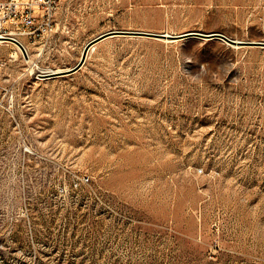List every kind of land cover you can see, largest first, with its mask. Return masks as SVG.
<instances>
[{
    "label": "rangeland",
    "instance_id": "obj_1",
    "mask_svg": "<svg viewBox=\"0 0 264 264\" xmlns=\"http://www.w3.org/2000/svg\"><path fill=\"white\" fill-rule=\"evenodd\" d=\"M58 18L30 54L0 43V264H264V46L121 33L42 76L113 30L264 42V0Z\"/></svg>",
    "mask_w": 264,
    "mask_h": 264
},
{
    "label": "built area",
    "instance_id": "obj_2",
    "mask_svg": "<svg viewBox=\"0 0 264 264\" xmlns=\"http://www.w3.org/2000/svg\"><path fill=\"white\" fill-rule=\"evenodd\" d=\"M63 5L62 0L0 1V38L18 41L27 53L25 42L45 41L58 32L57 17ZM89 180L84 177L82 182Z\"/></svg>",
    "mask_w": 264,
    "mask_h": 264
},
{
    "label": "water",
    "instance_id": "obj_3",
    "mask_svg": "<svg viewBox=\"0 0 264 264\" xmlns=\"http://www.w3.org/2000/svg\"><path fill=\"white\" fill-rule=\"evenodd\" d=\"M121 33H127V34H132V35H146V36H151V37H155V38H167V39H170L173 41L174 40H181V39L197 38V37L208 38V39H218V40H222V41L228 43L231 46H237V47H240V46H264V42L236 40V39L229 38L225 34H222L219 32L204 34L201 32L190 31V32L182 33V34H165V33H154V32H145V31L113 30V31L105 32V33L99 35L98 37L94 38L93 40H91L85 46L80 61L74 67L69 68L66 71H62L60 73L42 75V76L54 77V76H62V75L64 76V75L74 73L75 71L79 70L85 64L86 59H87L88 50L93 44L98 43L99 41H101V40H103L109 36H115V35H119ZM15 42L22 48L23 51H25L24 47L21 45V43H19L18 41H15Z\"/></svg>",
    "mask_w": 264,
    "mask_h": 264
},
{
    "label": "bare ground",
    "instance_id": "obj_4",
    "mask_svg": "<svg viewBox=\"0 0 264 264\" xmlns=\"http://www.w3.org/2000/svg\"><path fill=\"white\" fill-rule=\"evenodd\" d=\"M163 33H165V34H172V33H169V32H163ZM109 37H111V36H109ZM160 39H163V40H165V41H172V40H170V39H167V38H160ZM236 40H239V39H236ZM2 42H11L10 40H3L2 38H0V43H2ZM11 43H13L14 45H16V47H17V49H20L19 47H18V45L15 43V42H11ZM26 48H27V53H29L28 52V46L26 45ZM96 48V44H94V45H92L90 48H89V50H88V53H87V56L89 57L90 56V54L93 52V50ZM21 50V49H20ZM30 54V53H29ZM28 57L30 58L31 57V55H28ZM67 69H65V70H63V69H54V70H48V71H46L45 72V74H43V75H49V74H55V73H60V72H62V71H66Z\"/></svg>",
    "mask_w": 264,
    "mask_h": 264
},
{
    "label": "crops",
    "instance_id": "obj_5",
    "mask_svg": "<svg viewBox=\"0 0 264 264\" xmlns=\"http://www.w3.org/2000/svg\"><path fill=\"white\" fill-rule=\"evenodd\" d=\"M63 2H64V4H67L68 2H69V0H62ZM58 15H59V13H58ZM57 20L59 21V18L57 17ZM58 24H59V22H58ZM108 38V37H107ZM106 39V38H105ZM42 41V40H41Z\"/></svg>",
    "mask_w": 264,
    "mask_h": 264
}]
</instances>
